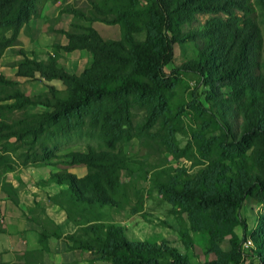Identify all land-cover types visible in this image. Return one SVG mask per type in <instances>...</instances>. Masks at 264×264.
Listing matches in <instances>:
<instances>
[{"label": "trees", "instance_id": "16d2710c", "mask_svg": "<svg viewBox=\"0 0 264 264\" xmlns=\"http://www.w3.org/2000/svg\"><path fill=\"white\" fill-rule=\"evenodd\" d=\"M45 1L57 0H0V57L19 45ZM85 2L58 10L53 21L68 13L72 22L66 30L48 26L56 35L51 52L18 49L15 76L44 81L46 91L29 95L0 75V177L19 166L59 167L42 184L59 187L48 199L76 229L63 235L37 203L31 220L42 227L43 247L50 237L63 238L69 249L105 264L238 263L248 233L238 211L249 199L264 206V0ZM93 22L117 25L120 37L104 39ZM177 45L184 60L166 72ZM73 51L90 55L79 74L59 62ZM188 73L198 79L194 90L184 80ZM54 79L64 88L48 84ZM30 106L44 110L30 112ZM74 137L95 145L60 153V144ZM134 139L153 149L154 163L124 151ZM169 156L187 159L191 169L172 166ZM59 165L86 172L80 177ZM136 173L150 177L149 196L169 204L186 251L190 232L203 238L205 261L192 262L167 240L131 239L126 226L111 221L106 209H125L133 198L123 174ZM8 196L17 202L16 193ZM140 207L129 212L141 213ZM225 239L228 251L220 247ZM250 239L252 258L264 264V213Z\"/></svg>", "mask_w": 264, "mask_h": 264}, {"label": "rangeland", "instance_id": "374dc122", "mask_svg": "<svg viewBox=\"0 0 264 264\" xmlns=\"http://www.w3.org/2000/svg\"><path fill=\"white\" fill-rule=\"evenodd\" d=\"M55 3L51 1H45L42 6V16L34 19L37 26V33L34 32L32 34L31 30L29 31L27 28L23 29L19 37V45L7 50L5 55L0 58V75H3L7 79L14 78V67L12 64L15 63L19 58V48H23L28 52H44L46 50V46H49L51 42L56 39V35L48 30L49 25H52L53 29H69L72 15L64 13L58 18L57 21H53L61 7H64L67 4H72L75 7L84 8L86 5L85 0H57ZM99 24L109 26L101 22ZM109 29H111L108 30L109 37L113 38L119 36V31L116 28V30L111 27H109ZM262 30L264 37L263 26ZM48 50L49 49H47V51ZM182 52L183 50L181 46H175L173 60L165 66L166 72H169L171 69L183 62L185 55H183ZM89 59V55L83 52H76L74 54L62 53L60 62L68 72L78 74L85 67ZM184 77V80L188 83V87H190L191 90H194L198 84L196 75L188 73ZM18 81L21 90L29 95L41 93L45 89V85L41 82V80L38 79L19 78ZM34 110H36V108H32V111ZM187 122H189V120H187ZM178 138L181 140L182 144L185 143L186 136L181 135ZM89 145H95V141L85 137H74L61 143L58 151L60 153L86 151ZM123 149L129 154L135 155V159L137 160L143 159L151 163H154L157 160V156L153 154L152 148L144 147L139 141L135 139L124 144ZM169 159H171L170 156ZM172 160L173 159H171V165L174 167L184 166L189 170L191 169V162L185 158H180L176 162H172ZM59 166L61 168L62 166L65 167L68 171L75 173L80 177L86 172L84 167H71L66 165ZM123 178L132 186L131 195H133V198L131 199L130 206L125 207V209H106L113 223L126 226L128 229V237L131 239H139L141 241L149 242L167 240L176 246L181 253L186 252L191 261L194 263H200L207 259L203 253L204 240L199 234L190 232L193 245L190 251H186L181 242L179 234L180 229H183V227L179 225L176 217L169 212V204L160 200L156 194L149 196V188L151 185V179L149 176L144 178L140 174L137 176L136 173L133 175V177L123 174ZM135 203H137L139 207L141 204V213L132 214L129 212V209H131ZM259 213H264V206L252 199H249L238 211L240 218L245 221L247 227L248 233L247 237L244 239L246 244L247 239H250V232L255 226L256 216ZM49 214L54 220V223L61 225L63 231H69L71 224L67 222L62 209L55 205L50 206ZM183 218V221H186V215L183 214ZM235 232L239 235V237H243V227L237 226L235 228ZM52 241L55 242L56 240L52 239ZM244 241L241 243V259L236 264H258V262L251 256L250 245L247 246L248 248L243 246ZM220 247L224 251H228L231 248L227 239L222 241ZM68 251H72L74 257H76V261L72 264H105L101 261H97L94 256L87 252L76 249L72 250L69 248Z\"/></svg>", "mask_w": 264, "mask_h": 264}, {"label": "crops", "instance_id": "0c3cea01", "mask_svg": "<svg viewBox=\"0 0 264 264\" xmlns=\"http://www.w3.org/2000/svg\"><path fill=\"white\" fill-rule=\"evenodd\" d=\"M99 23L100 22H93L92 26L99 32V34L104 39H113V38L118 39L120 37V31L117 25L105 26V25H100ZM109 27L113 28L114 30L117 29L119 31V36L113 38L109 37L108 30H111L109 29ZM55 29L66 30L68 28H55ZM27 30L29 31L31 30L32 34L36 32L37 26L34 19H32L28 23ZM60 41L61 43H64L63 37L60 39ZM53 42H51L49 46H46L45 48L46 50L44 52H46L47 49H49L48 50L49 52L52 51L51 47ZM35 52H39V51H35ZM76 52H83V51H73L70 53L74 54ZM19 59L20 56L17 60ZM14 73H15V68H14ZM36 77H38V75H36ZM19 78H23V77H16L14 74V78H10V79H14L18 81ZM41 82L45 85L44 91H46L47 89L46 82L44 81ZM48 84L53 85L58 89L64 88L62 83L56 79L51 80ZM32 108H36V110L32 111ZM28 110L30 112H41L42 110H44V108L42 106H30ZM71 167H83V166H71ZM57 170H59V167L19 166L16 167L14 171L7 172L0 177V261L1 262L11 263V262L28 261L31 264H72L76 261V257H74L73 252L68 251L67 242L63 238L50 237L47 240L46 246L43 247V245L40 244L38 240L39 233L42 232V227L37 222L31 220L32 217H37L39 214V212H37V207H36L37 203L44 208L45 214L52 219V217L49 214V208L54 204L48 199V196L54 194L59 189V187L54 185L53 183L44 185L42 184V181L47 180L50 173L55 172ZM4 183L8 185L6 187L7 190L3 187ZM8 192L16 193L17 202H14L8 196ZM33 212L36 213L33 214ZM68 223L71 224L70 222ZM56 225L59 227L63 235L67 233H72L76 229V227L73 224H71V226L69 227V231H63L61 225H59L58 223ZM52 239L56 241L53 242ZM83 252H87V251H83Z\"/></svg>", "mask_w": 264, "mask_h": 264}, {"label": "bare ground", "instance_id": "6f19581e", "mask_svg": "<svg viewBox=\"0 0 264 264\" xmlns=\"http://www.w3.org/2000/svg\"><path fill=\"white\" fill-rule=\"evenodd\" d=\"M248 245H251V239H249V238L247 239V246Z\"/></svg>", "mask_w": 264, "mask_h": 264}, {"label": "built area", "instance_id": "2783aa9c", "mask_svg": "<svg viewBox=\"0 0 264 264\" xmlns=\"http://www.w3.org/2000/svg\"><path fill=\"white\" fill-rule=\"evenodd\" d=\"M243 246L246 247V248H248L245 241L243 242Z\"/></svg>", "mask_w": 264, "mask_h": 264}]
</instances>
